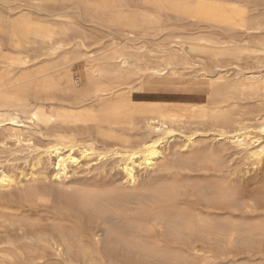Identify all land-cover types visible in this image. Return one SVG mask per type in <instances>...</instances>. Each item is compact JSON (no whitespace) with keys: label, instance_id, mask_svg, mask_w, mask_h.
Instances as JSON below:
<instances>
[{"label":"bare ground","instance_id":"6f19581e","mask_svg":"<svg viewBox=\"0 0 264 264\" xmlns=\"http://www.w3.org/2000/svg\"><path fill=\"white\" fill-rule=\"evenodd\" d=\"M0 264H264V0H0Z\"/></svg>","mask_w":264,"mask_h":264},{"label":"rangeland","instance_id":"374dc122","mask_svg":"<svg viewBox=\"0 0 264 264\" xmlns=\"http://www.w3.org/2000/svg\"><path fill=\"white\" fill-rule=\"evenodd\" d=\"M154 87L157 88V91L155 92L160 95H169V94L170 95H175V94L198 95L200 94L199 82L189 77H185L181 79L168 78V79L157 80V83L154 85ZM169 110H171L175 115L179 117L189 118V119L195 118L196 115L199 114L200 111H202L200 109H196L192 107L190 108L182 107V108H175V109H169Z\"/></svg>","mask_w":264,"mask_h":264}]
</instances>
